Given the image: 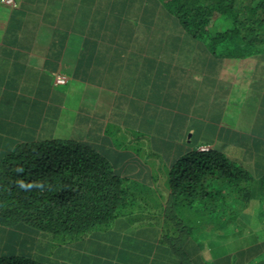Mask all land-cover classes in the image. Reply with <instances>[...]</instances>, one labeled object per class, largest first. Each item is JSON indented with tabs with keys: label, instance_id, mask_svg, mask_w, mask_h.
<instances>
[{
	"label": "trees",
	"instance_id": "obj_1",
	"mask_svg": "<svg viewBox=\"0 0 264 264\" xmlns=\"http://www.w3.org/2000/svg\"><path fill=\"white\" fill-rule=\"evenodd\" d=\"M140 2L153 17H168L186 43H202V59L214 68L247 60L264 72V0L119 5L125 11ZM173 131L146 138L148 145L140 141L145 136L122 141L107 131L97 144L45 139L3 153L0 264H59L61 252L81 239L118 220L150 227L149 217L161 223L152 229L160 234L153 248L162 264H264V170L240 160L254 151L264 157L263 132L245 134L237 156Z\"/></svg>",
	"mask_w": 264,
	"mask_h": 264
},
{
	"label": "crops",
	"instance_id": "obj_2",
	"mask_svg": "<svg viewBox=\"0 0 264 264\" xmlns=\"http://www.w3.org/2000/svg\"><path fill=\"white\" fill-rule=\"evenodd\" d=\"M15 1L0 0V159L45 139L97 144L111 131L140 142L171 128L237 156L258 128L264 148V72L251 62L214 68L202 43H186L143 2L123 11V0ZM59 73L66 85L55 84ZM254 156L240 160L263 171L264 157ZM126 222L81 239L59 264H162L153 248L160 221Z\"/></svg>",
	"mask_w": 264,
	"mask_h": 264
},
{
	"label": "built area",
	"instance_id": "obj_3",
	"mask_svg": "<svg viewBox=\"0 0 264 264\" xmlns=\"http://www.w3.org/2000/svg\"><path fill=\"white\" fill-rule=\"evenodd\" d=\"M1 2L5 5L12 7V8L17 7V3L15 0H1ZM68 81H69L68 77L62 73H59L55 78V84L58 86L66 85L68 83ZM201 150L202 151L207 150V148H201Z\"/></svg>",
	"mask_w": 264,
	"mask_h": 264
},
{
	"label": "rangeland",
	"instance_id": "obj_4",
	"mask_svg": "<svg viewBox=\"0 0 264 264\" xmlns=\"http://www.w3.org/2000/svg\"><path fill=\"white\" fill-rule=\"evenodd\" d=\"M218 27L221 28L222 25H220V26H218ZM143 142H144V143H147V139H146V138H143Z\"/></svg>",
	"mask_w": 264,
	"mask_h": 264
}]
</instances>
